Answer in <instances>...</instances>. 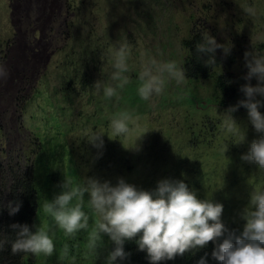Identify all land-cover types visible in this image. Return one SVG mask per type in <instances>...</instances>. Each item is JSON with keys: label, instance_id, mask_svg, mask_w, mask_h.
<instances>
[{"label": "rangeland", "instance_id": "obj_1", "mask_svg": "<svg viewBox=\"0 0 264 264\" xmlns=\"http://www.w3.org/2000/svg\"><path fill=\"white\" fill-rule=\"evenodd\" d=\"M30 1L36 11L34 0ZM8 2L0 0V50L12 32L4 26L11 9ZM63 4L54 15L70 30L67 43L58 37L52 41L58 46L51 48V63L41 76L33 69L25 71L21 62H3L8 75L0 78V237L9 202L21 200L31 178L39 196L37 227L53 234L55 247L48 255L36 253L35 261L30 255V264H106L112 241L102 234L97 249L89 247L97 215L88 205V193L83 200L90 209L88 228L74 233L84 249L75 247L73 253L59 249L58 240L65 242L73 234L56 225L44 203L62 191L65 180L74 186L85 177H95L115 184L122 177L146 190L162 178L183 180L198 198L223 204L222 221L243 228L241 212L253 187L264 184V169L241 159V154L260 133L249 122L247 110L239 107L232 115L240 131L223 127L219 113L235 104L221 105L217 77L229 73L236 84L257 83L255 77L244 79L248 71L244 54H264V39L259 38L264 34V0H64ZM249 6L256 9L255 15L245 11ZM42 14L45 23L49 9ZM31 17L29 25L22 15L12 14L11 19L32 28L38 22L34 13ZM206 31L218 43L230 44L228 53L215 50L223 59L211 77L186 75V82L179 85L170 80L161 94L142 99L137 93L141 60L174 59L185 69L190 57L185 42ZM125 40L131 48L129 81L117 97L105 98L96 93L94 83L107 80L108 51ZM123 111L137 121L127 135L115 136L109 121ZM89 129L103 134L101 147L85 137ZM243 130L245 139L235 142ZM48 176H55L57 184ZM1 256L0 264H7L6 255Z\"/></svg>", "mask_w": 264, "mask_h": 264}, {"label": "clouds", "instance_id": "obj_2", "mask_svg": "<svg viewBox=\"0 0 264 264\" xmlns=\"http://www.w3.org/2000/svg\"><path fill=\"white\" fill-rule=\"evenodd\" d=\"M245 11L249 15L256 14V9L251 6ZM259 38L264 39V34ZM217 48H223L228 53L230 44L218 43L207 31L196 44L199 52L213 54L207 57L205 63L215 60ZM108 55L111 71L106 81L96 80L94 88L97 94L112 98L117 97L119 90L129 81L127 72L131 48L127 40L113 44ZM244 55L248 69L244 79L250 81L255 77L257 83L242 84L240 90L245 98L219 114L224 128L229 132H239L241 127L232 113L239 106L247 109L249 122L260 135L250 142L248 150L241 154V159L254 162L259 169H264V112L260 111L264 107V54L246 51ZM220 57L222 60L223 55L220 54ZM13 63L10 62V65ZM7 75V66L0 62V78ZM137 78L140 81L137 93L144 100L161 94L170 80L178 85L187 80L182 64L174 59L158 60L153 56L141 60ZM136 121L137 118L131 113L123 111L110 119L109 127L115 136L127 135ZM102 136V133L89 129L85 137L94 146L101 147ZM244 139L243 130L235 142ZM85 193H88V205L97 215L95 226L89 234L90 249H97L102 234H107L114 243L106 257V264H114L117 258L123 260L127 256L123 245L126 240L133 238H136L138 249L146 251L148 260L153 264L172 259L189 249L204 247L210 240L215 244L211 255L221 264H264V184L253 187L250 192L248 203L241 212L246 221L241 228L238 224L222 221V203L198 198L183 180L162 178L150 190L137 187L122 177L115 184L95 177H85L83 182L74 186L70 180H65L62 191L44 203L45 211L65 234L88 228L90 209L89 206H83ZM37 201L39 206V196ZM19 207V202L14 205L9 202V214L17 212ZM38 214L37 207L36 216ZM36 222L35 231H31L26 223L11 225L18 229L16 239L11 242L12 252H31L24 258L32 259V255L34 261L36 253L48 255L55 247L53 234L44 226L37 227ZM230 225L239 226L242 230L237 234L227 228ZM219 237L223 239L217 243ZM5 242L6 237H0V248ZM197 264H207V260L202 256Z\"/></svg>", "mask_w": 264, "mask_h": 264}, {"label": "trees", "instance_id": "obj_3", "mask_svg": "<svg viewBox=\"0 0 264 264\" xmlns=\"http://www.w3.org/2000/svg\"><path fill=\"white\" fill-rule=\"evenodd\" d=\"M202 36L196 34L192 40L186 41L185 46L190 49V57L185 64V72L186 75L190 78H197L198 76L202 78H210L211 73L214 68L219 67L218 65L222 64L221 57L218 53H214L215 60L205 63L207 57L213 54H206L201 53L196 49V44L201 41ZM245 81L242 80L239 84L235 83V77L232 74H221L217 77V85L222 94V100L220 101L223 107H228L230 103L236 104L239 99H243L244 94L240 90V86L244 84ZM240 109L247 110L244 106H239ZM261 112H264V107L260 108ZM31 182H28L26 187L21 192V200L15 199L12 204L19 202L20 207L17 212L10 215L9 211H6L5 216V228L2 230L4 233L3 237H6V242L4 244V249L0 248V254L6 255V262L7 264H30L33 262L32 259L26 257L27 254L31 252H24V251H17L15 253L11 250V242L16 239V232L18 229H14L11 227L12 224H28L31 231H35V216L38 207V194L37 190L35 189L36 186L33 184V179L31 178ZM49 182H53L52 184L56 183L55 176H48L47 179ZM229 230H234L237 234L242 230L239 226L230 225L227 226ZM103 237L109 239L107 234H103ZM73 236L76 238L72 239ZM78 235L73 234L71 237L66 238L63 242V239L58 240L57 244L59 246L60 251L65 253V246L67 245V251L70 249L72 253L76 247H83L80 243L77 244ZM223 237L217 238V243L222 240ZM82 240V238L80 239ZM114 247V243L110 242L109 244V252ZM127 256L120 260L117 258V262L114 264H153V262L149 261L147 258V253L144 250L138 249L136 238L126 240L123 245ZM215 244L213 241H208L204 247H197L194 249H189L185 251L183 254H178L174 256L172 259H166L163 261L156 262V264H197V261L200 257L204 256L207 260V264H221L220 261L216 260L212 257L211 253ZM94 253V252H92ZM86 256H90L88 253ZM89 258V257H88ZM2 256L0 257V260ZM91 264L90 261H88ZM49 263V262H48Z\"/></svg>", "mask_w": 264, "mask_h": 264}, {"label": "flooded vegetation", "instance_id": "obj_4", "mask_svg": "<svg viewBox=\"0 0 264 264\" xmlns=\"http://www.w3.org/2000/svg\"><path fill=\"white\" fill-rule=\"evenodd\" d=\"M8 1H11V9L8 11L6 19L8 24L4 26L8 31L11 29L13 34L11 32V37H8L4 42L5 47L0 50V62H21L25 66V71L33 69L37 76H41L45 69L48 68L50 58L54 54V50H51V48L58 46L53 44L52 41L58 37L61 42L67 43L66 39L70 30L63 26L62 21L58 18L56 19V15H54V9L60 8V6L62 8L64 0H34L36 11H34L30 0ZM9 2L8 5H10ZM15 2L16 5H14ZM46 9H49V15L45 23H43L40 17L43 16L42 13ZM32 13L36 15L35 21L38 22V25L32 28L18 26L17 24H20L21 20L19 19V23L18 20L16 22L15 19H11L12 14L22 15L26 17L29 25L32 23ZM71 13L74 14L76 12L72 11ZM38 15L39 17H37Z\"/></svg>", "mask_w": 264, "mask_h": 264}]
</instances>
